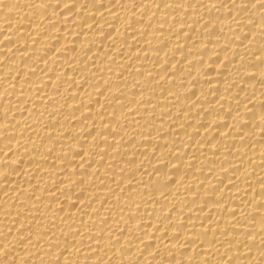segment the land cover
<instances>
[{
    "label": "bare ground",
    "instance_id": "6f19581e",
    "mask_svg": "<svg viewBox=\"0 0 264 264\" xmlns=\"http://www.w3.org/2000/svg\"><path fill=\"white\" fill-rule=\"evenodd\" d=\"M0 264H264V0H0Z\"/></svg>",
    "mask_w": 264,
    "mask_h": 264
}]
</instances>
